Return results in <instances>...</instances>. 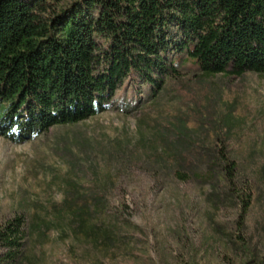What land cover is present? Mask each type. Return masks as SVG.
Returning a JSON list of instances; mask_svg holds the SVG:
<instances>
[{"label":"rangeland","instance_id":"rangeland-1","mask_svg":"<svg viewBox=\"0 0 264 264\" xmlns=\"http://www.w3.org/2000/svg\"><path fill=\"white\" fill-rule=\"evenodd\" d=\"M16 214L17 264H264V75L189 62L155 96L124 85L84 121L0 137V227Z\"/></svg>","mask_w":264,"mask_h":264},{"label":"trees","instance_id":"trees-1","mask_svg":"<svg viewBox=\"0 0 264 264\" xmlns=\"http://www.w3.org/2000/svg\"><path fill=\"white\" fill-rule=\"evenodd\" d=\"M189 62L264 75V0H0V137L84 121L124 85L155 96ZM26 237L23 214L1 225L0 264L21 260Z\"/></svg>","mask_w":264,"mask_h":264}]
</instances>
